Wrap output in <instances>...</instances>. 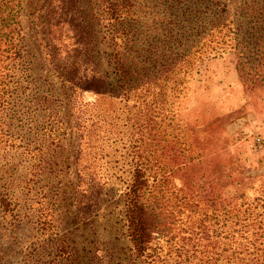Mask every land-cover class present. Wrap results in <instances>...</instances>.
<instances>
[{
	"label": "rangeland",
	"instance_id": "obj_1",
	"mask_svg": "<svg viewBox=\"0 0 264 264\" xmlns=\"http://www.w3.org/2000/svg\"><path fill=\"white\" fill-rule=\"evenodd\" d=\"M221 1L237 27L255 0ZM19 2L21 55L0 70V264H140L122 200L147 119L171 124L154 150L170 145L202 169L190 177L169 166L174 231L156 241L160 261L183 264L177 249L204 208L189 199V181L203 190L215 181L232 204L213 220L226 250L219 264L264 252V92L242 84L232 48L157 80L196 43L207 5L136 0L109 23L111 0Z\"/></svg>",
	"mask_w": 264,
	"mask_h": 264
},
{
	"label": "trees",
	"instance_id": "obj_2",
	"mask_svg": "<svg viewBox=\"0 0 264 264\" xmlns=\"http://www.w3.org/2000/svg\"><path fill=\"white\" fill-rule=\"evenodd\" d=\"M135 1L111 0L105 14L109 23L121 22L129 17ZM199 2L202 5L206 4L209 12L204 15L206 22L201 28L196 43L185 47L182 55L175 56L176 58L168 62L162 68L157 80L166 82L172 74L187 73L195 61L202 58L200 55L207 54L209 49L215 51L219 48H232L238 57L237 69L242 84L252 91L264 92V5L261 6L264 0L253 1L252 5L242 12L244 20L237 27H234L232 20L229 21V10L221 0H199ZM18 4H20L19 0H0V70L8 69L7 62L16 60L21 55V33L18 28L21 7ZM190 22L192 23L193 20ZM213 43H215L214 47ZM197 54L200 57H195ZM126 60L127 57L122 53L115 55V62L118 65L125 64ZM161 123L151 119L144 121L143 128L139 132L141 145L136 151L137 161L133 176L122 200L127 237L135 259L140 264H168L160 261V243L156 241L169 237L174 231L173 213L169 209L164 192L171 176V173H168L170 164L177 165L174 169L177 171L188 169L187 174L190 177L202 171L194 165L192 158L187 159L181 151L175 150L170 145L166 144L155 150L152 148L153 142L159 139L161 134L166 136L165 130L171 126L168 119L164 123L166 126L162 127ZM160 129L164 130L163 133L158 132ZM194 139L195 145H199L198 149L203 151L200 141ZM199 180L202 181V177ZM217 184L213 181L208 189L203 190L198 186L199 184L188 182L189 199H196L198 203L196 207L202 203L204 208L198 223H194V226H197L190 227L189 237L183 238L186 243L177 249L176 263L219 264L220 258L224 256L226 250L218 249L219 243L216 238L219 233L214 230L216 226L213 220L217 219L218 212L229 213L231 203L227 202L222 193H217ZM200 189L203 193L197 191ZM228 216L230 220L233 219L232 216ZM261 252L262 249L258 248L251 254L252 259L237 263L233 261L232 264H264L262 257L264 252L262 254Z\"/></svg>",
	"mask_w": 264,
	"mask_h": 264
}]
</instances>
